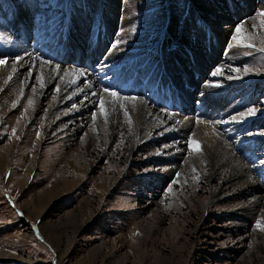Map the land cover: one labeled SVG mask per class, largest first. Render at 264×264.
<instances>
[{
	"label": "rangeland",
	"instance_id": "rangeland-1",
	"mask_svg": "<svg viewBox=\"0 0 264 264\" xmlns=\"http://www.w3.org/2000/svg\"><path fill=\"white\" fill-rule=\"evenodd\" d=\"M15 1H18V12H15V15L19 21L21 20L19 25L23 26L22 24L28 22L33 31H38L36 25L39 23L42 26L40 30L43 36L52 34L53 27L49 26L46 29L48 23L49 25H55L58 21L63 23L68 15L65 11L57 10V7L50 2V8L38 10L33 6V9L28 10V15L20 17L25 8V1L29 0ZM36 1L40 2V0ZM44 1V6H48L49 0ZM58 1L61 3V0ZM71 1L78 6V15L81 14L82 9L79 4H83L84 0ZM71 1L62 3L66 7ZM249 2L248 0H86L83 7L84 13L87 12L90 17L95 18L96 25L99 23L110 25V30L115 34L120 33V28L115 27L120 18V26L124 24L121 29L125 30L121 31V40L123 34L127 32L125 41L130 45L134 41L139 45H147L149 40L150 43L143 49L146 50L148 47L149 50L156 52V57L150 61L153 65H157L159 61L156 46L161 39L165 42L164 50L169 53L178 45L181 57H195L196 66L200 67V62L204 70L202 74V69H199L202 80L195 81L200 90L195 94L192 92V98L196 99V93H199L200 98L197 100L201 101L202 96L206 95L207 91H211L203 87L210 86L217 80L227 87L224 112L230 114L218 120H228L232 115L238 116L240 112L250 107L257 109L256 115L238 117L239 122H231L233 124L231 127H226L230 123L228 122L221 123L219 128H215L212 120L209 119L221 110V106L219 102L210 100L207 110L212 115L208 116L207 113L202 112L208 120L206 123L199 121L210 130L212 128L215 133L211 130L212 134L209 135L206 129L204 133L206 137L216 138L220 147H223L221 149L225 148L223 158L216 164L212 163L211 151L205 149L206 144L202 146L199 143L194 130L180 132L181 139L182 137L186 139L184 144H180L181 139L177 135L174 137L169 134L176 125H180L174 119L176 114L173 115L154 103L147 91L137 98L146 101L147 109H154V115L158 120L163 122L165 116L172 120L170 123L164 122L158 130L153 128L150 132L152 141L155 142L160 136L158 133L161 129L169 130L162 134L166 137L158 141L154 149L144 148L146 141L137 143L134 135L126 130L111 136L110 130L113 131L116 124V129L120 127L118 122L124 125L126 121L131 120L132 123L130 115L125 117V110L114 112L119 116V120L114 123L108 112L107 118L101 115L98 123H93L90 119L88 121L90 114L96 112L95 108L79 118L70 116L72 105H77L87 98L84 96L73 100L72 96L76 90L90 85L93 88L91 94L101 90L102 81H106L102 79V70L96 73L81 67L82 62L83 66L85 65L84 59L79 62L78 67L90 74L86 76L87 80H82L80 84L71 83V79L70 81L66 79L65 71L60 72L63 80L69 82L72 89L62 90V85L57 83L52 89L47 87L41 89L36 76L41 75L46 83L45 74L32 73L29 76V69L26 68L25 71L24 69L18 71L16 67L15 72L4 76V81L18 82L20 91L12 95L15 107H10L12 105L10 102L6 107L1 106L0 103V264H264V165L260 162L264 160V136L259 134L264 131V114H262L264 113V53L258 50L264 46L261 45L264 28L260 27L261 17L256 15L257 12L264 11V0L256 4L253 11L247 12V6L252 5L251 0ZM35 5L37 6V3ZM14 10L15 3L1 0L0 21L7 15H13ZM41 10L46 11L43 13ZM35 11H37L35 15L31 14ZM122 12L128 15L122 14L120 17ZM116 16L118 19L114 21L115 25L109 24L108 18L114 19ZM12 22L8 21L9 26ZM202 24L213 29L212 31L209 28L211 35L216 34L211 41L217 46L211 45L212 52L207 49L208 38L203 34ZM254 24L255 28L252 27ZM236 25L243 26L239 37L243 42L241 44L231 40ZM20 26H17L18 33L24 35L26 32L30 37L26 42L19 38V34L15 36L14 26L8 28L0 22V43L6 38V44L0 52H11L12 47L16 46L11 40V36H14L18 37L20 43L23 42L29 50L40 49L39 53L47 56L55 53L54 50L43 53L42 41L35 36H29V30L19 31ZM167 27L169 33L166 32ZM58 28L59 25H56L54 30ZM133 28L136 29L135 32L132 31ZM102 29L103 27L100 28ZM128 29L131 32L126 31ZM73 31L68 36L76 39L74 34L76 30ZM55 35L56 33L49 37L54 40L52 37ZM131 35L133 38H129ZM154 35L157 38L152 44L151 37ZM248 36L254 38L256 48L244 47V44L248 43ZM217 37H220L219 41ZM32 38L34 43L29 44ZM222 38L224 41L220 42ZM57 40L61 45L62 38ZM37 42H40L41 46ZM88 42L94 43L96 39H88L86 43ZM108 44L111 45L112 42ZM103 45L98 49L106 47L107 50L108 46ZM134 47L135 56L149 57L141 56L138 47L136 45ZM95 48V44L91 43L82 50L86 54L94 52L97 55ZM204 49L210 54L213 53L215 59L223 65L216 63L213 66L212 58L208 60L209 63L205 58L199 59V57H207V53H203ZM57 58L61 60L62 56L57 55ZM133 58L125 56L119 59L122 77L125 73H130L128 65ZM107 59L112 57L108 56ZM52 62L51 68L60 64L66 71L77 67L73 64L65 65L60 61ZM9 63L12 64L11 60ZM86 63H89L90 65L86 66L91 68L92 63L89 60H86ZM245 64L250 66L252 71L242 75L241 79H226V76L231 74V67H240L242 73ZM217 66H223L224 75L221 77L211 76V72ZM106 67H109V63ZM167 68L174 69V64L167 63ZM109 69L119 76L120 69L117 71L113 66ZM111 72L108 71V75ZM193 77L194 72L191 73V78ZM124 78L129 79V76ZM204 79L209 83L206 84ZM236 81L239 83L230 88V84ZM247 81H251L249 88L246 87ZM57 85L60 89L58 92L55 91ZM33 87L36 88L35 93L32 91ZM5 88L7 89L4 85H0V99ZM54 95L55 100L52 99ZM30 97L33 104L27 109L25 107ZM57 100L62 102L61 107L53 106ZM66 101L73 103L67 105ZM118 102L128 103V100ZM235 104H238L239 108H234ZM186 106L189 107L187 104ZM22 109H24L23 113ZM54 109L55 115L49 116ZM28 111L29 117L26 116ZM190 111L191 109L188 108L177 114L190 117L193 122H197V113L189 114ZM53 117L56 125L52 126L53 130L49 132L48 123L54 119ZM11 118H14L13 124L7 123ZM33 120L38 123L37 127H30L29 123ZM104 120H107V125L102 126L105 133L101 134L103 131L100 129V124ZM150 121L159 123L156 119ZM207 122H210L208 124H211V128L206 125ZM247 123L249 126L245 129ZM110 125L113 127L111 126L109 130L107 126ZM87 128L95 130V142L91 149L78 150L77 155L81 156V162H77V151L70 150L77 149V143L86 138ZM12 129H16L15 134ZM244 129L247 133H253L251 139L248 137L249 142H247L248 138H243L246 136ZM29 130H32L31 133ZM236 133L238 137H235ZM104 134H108L109 137H105ZM190 138L198 141L199 151L188 150L187 142ZM5 147L8 149L6 150ZM205 152L207 158L203 156ZM70 156L76 159V166L85 172L79 179H76V174L70 175L65 171V161L73 160ZM233 168L242 173L246 171L245 177L251 190L244 186L248 189L247 192L240 191L243 187L240 181L245 178L244 176L240 181L228 182V174ZM169 169L170 172L167 174ZM224 170L227 173H224ZM103 182H107V185L102 186ZM252 186H256L257 189H252ZM257 221L262 227H257Z\"/></svg>",
	"mask_w": 264,
	"mask_h": 264
},
{
	"label": "bare ground",
	"instance_id": "bare-ground-1",
	"mask_svg": "<svg viewBox=\"0 0 264 264\" xmlns=\"http://www.w3.org/2000/svg\"><path fill=\"white\" fill-rule=\"evenodd\" d=\"M57 4H59L58 6L60 7V8H67L66 10H70L71 8H72V3L70 2V4H67V6L65 7L64 5H63V3H60L58 0H54ZM32 9H33V7H32ZM35 10H37L36 8H35ZM33 11V10H32ZM37 13V11H35V12H32L31 14H33V15H35ZM124 16V15H123ZM25 17V16H24ZM122 17V16H121ZM16 20V24H15V26H14V30H16L17 29V26L19 27L20 25V21H19V19H17V17H14ZM27 18V17H26ZM29 18V17H28ZM38 18V17H37ZM40 20V19H39ZM66 23H69V24H66ZM67 27H68V30H66V31H62V32H60V34H59V37H63L64 36V39H63V41H65V44H67V45H70V42L72 41L70 38H69V36H68V33L70 32V31H73V30H76V32H75V34H77L78 36H80V35H82L81 33H80V30H78V29H80V26L78 25V24H76L75 22H69V21H65V23H64ZM75 24V25H74ZM27 25H28V22H27ZM46 25V24H45ZM57 24H55L54 26H53V30H54V27L56 26ZM74 25V26H73ZM124 25V24H123ZM123 25H121L120 27H122ZM37 26V28H38V31H33V29L28 25V28L27 29H25V30H29V36H35L36 38H38L40 41H42V44H43V51L44 52H46V51H49V49H53V48H55L56 47V39L54 38V40H52L51 39V37H49V36H51L52 34H55V30H54V33H52L51 35H45V36H43V32H41V28H42V26L41 25H39V23L36 25ZM74 28H78V29H74ZM207 29V28H206ZM13 30V31H14ZM94 31H95V34L93 35V36H89L88 37V39L89 40H94V39H96V35H97V32H98V28H95L94 29ZM203 34L204 35H207L208 33L206 32V31H204L203 32ZM216 34H213V35H211L210 36V39L211 40H213L215 37ZM12 37V36H11ZM54 37V36H53ZM52 37V38H53ZM19 38H22V37H19ZM18 37L15 39L16 40V42H17V44H16V46H13L12 47V49H11V52L10 53H19V51H20V53H23L24 51H27V52H32V51H34V50H31L32 48H30V50L29 49H27V47L23 44V42H21L20 43V39H19ZM30 37H28V33H27V35H26V37H24V39L26 40V39H29ZM94 38V39H93ZM23 39V38H22ZM87 39V40H88ZM217 39H218V41H219V39H220V37H217ZM87 40L86 41H84L85 43L87 42ZM216 41V40H215ZM224 41V39L222 38L221 40H220V42H223ZM79 43H81L82 45H84L85 43L84 42H82V41H78ZM38 44H40V42H37ZM37 43H35V45H37ZM105 46H108V48H107V52H108V56H111L112 58H114L115 56H116V52L117 51H114V52H111V53H109V47H110V44H108V42H106L105 41V44H104ZM34 46V45H33ZM40 46H41V44H40ZM70 47H72V46H70ZM68 48L67 49V51H66V53H69V52H71L72 51V49L71 48ZM47 48V49H46ZM58 48H59V46H58ZM58 54H60L61 53V51H59L58 49H57V51H56ZM107 54V53H106ZM107 56V57H108ZM162 57H167L166 55H163ZM52 58H55V60L57 61V55H55V53H53L52 54V56H51V59ZM176 58H179V57H176ZM64 59V58H63ZM55 60H53V61H55ZM58 61H60L61 63H64V61L61 59V60H58ZM82 61V60H81ZM75 63H78V65H80V63L79 62H75ZM135 64V65H138L139 66V68L141 69L140 70V76L141 75H143L142 74V70H143V68L146 66V64H144L143 63V61H139V60H137V59H135V58H133L131 61H130V63L129 64ZM167 63H169V64H174L172 61H169V62H165V66L167 67ZM53 65V63L51 64V66ZM129 66V65H128ZM25 68L26 69H29L28 71H30L31 70V73H34V74H36V73H43V74H45V76L47 77V82L45 83V87H47L48 89H52V87L55 85V83H57V84H61L62 85V90L65 88V89H69V88H73V87H71V84L69 83V82H66L65 80H63V79H60V77H61V75H60V72H59V75H57V71H56V69H55V66H53V68H51L50 67V65H44V67H43V69H41V67H40V63H39V60H35V61H33V60H31V59H29L27 56H25L24 57V60L23 61H20V62H18L17 63V69H18V71H22L23 69V71H25ZM195 67H193V69H194ZM91 70V69H90ZM202 70H203V68H202ZM13 73V71H12V64H10L9 63V61L8 62H6V64L5 65H3V66H1L0 67V85H4L5 87H7V89L5 88V90H4V93H3V95H2V97H1V99H0V103H1V106H3V107H6V106H9V102L10 103H12V105H10V107H12L14 104H13V102H12V100H13V94L14 93H19V91H20V87H19V83L18 82H14V83H10L9 81H4L3 80V78H4V76H7V75H11ZM86 73H87V75L86 76H88L89 74H90V72H88V71H86ZM146 73H149V72H146ZM126 74V73H125ZM119 75H123L122 74V71H121V69H120V72H119ZM81 77V78H75L76 79V83H78V84H80V82L82 81V80H87V77ZM118 76V75H117ZM126 76V75H125ZM65 77H66V79L68 80V81H70L69 79H71V80H73L74 79V77H73V75H72V73H71V71H70V69L69 70H67V74H65ZM139 78V76H137L136 77V79H138ZM145 78H148V75L145 77ZM59 79V81H57ZM112 84H114V85H116L117 84V82L116 81H114ZM119 84H121V86H123L122 88H119V90H120V92L121 91H123L125 94L126 93H131V94H133V96L135 95V91L136 90H134V87L133 86H130V85H126L124 82H123V79L121 78L120 79V82H119ZM191 86H192V84H191ZM205 89V88H204ZM41 90V89H40ZM93 91V88L90 86V85H87L86 87H83V88H81V89H79V90H76L74 93H73V96H72V99L73 100H77V99H80V98H84V96L85 97H87V98H84V100H81V102L79 103H77V105H76V107L75 108H73L72 107V109H71V111H70V116H73V117H75V118H79L81 115H86L91 109H96V113H97V116H96V119H95V121H93L92 120V116H91V114H90V116H89V118H88V121H89V119H90V121H93V123H98V122H100L99 120H100V117H101V114L99 113V108H98V97L97 96H93V93H91L90 94V92H92ZM101 90H98L97 92H94V93H99ZM210 93H215V92H210ZM172 97H174L175 99L176 98H178L179 97V94H178V91L177 90H174L173 91V94H172ZM209 97V96H208ZM211 99H216L217 101L220 99V101H219V103L221 104V109H222V111L224 112L225 110H226V102H225V97H224V95L222 94V96H221V98H220V94L219 93H216L215 95L213 94V96H212V98ZM63 101V100H62ZM25 103H27V100H25ZM66 103H68L67 105H71L73 102H69V101H66ZM122 103H124V102H122ZM204 103H205V105L201 108L202 109V111H205L206 110V104L208 103V98H205V101H204ZM216 103V102H215ZM62 102L60 101V100H57V103L56 104H53V106H56V108H58V107H61L62 105ZM125 104V109H121L120 108V104H119V102L118 101H113L111 98H108V97H106V103H105V107H106V110H107V112H108V115L109 116H111L112 117V122L114 123V122H116V121H118L119 120V116L116 114V113H114L115 111H119V112H122V111H124V110H127L128 111V114L132 117V123H129L128 121H126L125 122V124L124 125H122L121 124V122H118V125H120V127H118L117 129H116V126H117V124H116V126H115V128L113 129V131L112 130H110V127L112 126V125H110V126H107L108 128H109V130L111 131V136L113 135V134H115V133H119L120 131H122V130H126V131H128L131 135H134V137L137 139V143H138V141L140 142V141H146L145 142V144L143 145V147L144 148H150V149H154V146L158 143V141H160L161 139H163L164 137H166V135H162V134H165V133H167V132H169V130H164V129H161V132L160 133H158V135H160V136H158V138L157 139H155L156 141L155 142H153L152 140V138H151V136H150V132H152V129L154 128L155 130L157 129H159L160 127H161V125L162 124H164V122H168V123H170V122H172V120H171V118L170 117H167V116H165V118L163 119L164 121L162 122V121H160V120H158L157 119V117L154 115V113H155V111H154V109L152 108V109H147V103H146V101L145 100H143V99H139V98H137V99H135V100H132V99H129L128 100V103H124ZM213 104V103H212ZM66 105V104H65ZM52 106V107H53ZM211 106V105H210ZM28 107H29V105L27 104V106L25 107V108H27L28 109ZM214 107V106H213ZM218 107H220V106H218ZM55 108V109H56ZM234 108H239V105L238 104H235V106H234ZM54 109V111L53 112H51L50 114H49V116L51 115V117L52 116H54L55 115V110ZM162 111V110H161ZM22 113L24 112V109H22V111H21ZM218 113V112H217ZM224 113H226V112H224ZM214 114H216V113H214ZM213 114V115H214ZM226 114H230V113H226ZM26 116L27 117H29V111L26 113ZM66 116H67V112H66ZM209 116V115H208ZM31 117V116H30ZM87 117V116H86ZM225 117V116H224ZM54 119L53 120H50L49 121V132H51L52 130H53V128H52V126H54V125H56L55 123H56V121H55V117H53ZM34 119V118H33ZM150 119H156L157 120V122H159V123H154V121L153 122H151L150 121ZM175 121H177V123L178 124H180V125H176L175 126V128L169 133L171 136H174V135H177L178 136V138L179 139H181V135H180V132L181 131H183L184 133H186V132H188L190 129H192V131L194 130V135H196V137L198 136V138H199V143L203 146L204 144H206V146H205V149H207V150H210L211 151V153H212V163H214V164H216L217 162L219 163V161L223 158V156H224V153H225V148L224 149H221V148H223L222 146L220 147V144H219V142L217 143V139L216 138H214V139H212L211 137L210 138H207L206 137V135L204 134L205 133V130L207 129V131H208V133H209V135L210 134H212V132H210L211 130L209 129V128H207L202 122H200V123H197V122H193V120L190 118V117H187V116H181V115H178V114H176V116H175ZM214 120L216 119V117L214 116V118H213ZM12 120H14V118H11L10 120H7L8 122L7 123H12ZM16 120H18V119H16ZM78 120V119H77ZM80 121V120H79ZM201 121V120H200ZM22 122V121H21ZM30 122V121H29ZM162 122V123H161ZM6 123V122H5ZM28 123V122H27ZM13 124V123H12ZM31 124V125H30ZM29 125H30V127H34V126H38V123L35 121V120H33L31 123H29ZM98 125V124H97ZM106 126L107 125V120H104L103 121V123L102 124H100V129L102 130V126ZM154 125V126H153ZM26 126V124L24 125V127ZM28 126V125H27ZM80 126V125H79ZM103 126V127H104ZM29 127V126H28ZM113 127V126H112ZM248 128V126H246L245 127V129H247ZM78 129H79V127H78ZM30 132L29 133H31V131L32 130H29ZM54 131H55V129H54ZM103 132L101 133V134H103V133H105V130H102ZM87 136H86V138H84V140H85V143H84V140L83 141H80V142H78L77 143V145H78V147H77V149H72V150H70L71 152L72 151H77L76 152V161L77 162H81L80 161V158H81V156L79 157V155H77V153H78V150L80 149V148H83V149H87V148H89V149H91L93 146V143L95 142V138H96V136H95V130L94 129H88L87 128ZM121 133V132H120ZM119 133V134H120ZM191 133V132H190ZM54 134H56V133H54ZM86 134V133H85ZM182 134V133H181ZM105 135V137L106 136H108V134H104ZM187 136V135H186ZM85 137V136H84ZM103 137V136H102ZM109 137V136H108ZM115 137V136H114ZM175 137V136H174ZM186 138V137H185ZM103 139H105L104 137H103ZM108 139V138H107ZM249 139V138H248ZM110 140V139H109ZM186 139H184L183 137H182V139L180 140V144L182 143V144H184V141H185ZM112 141V140H111ZM108 142V141H107ZM84 143V144H83ZM6 148V147H5ZM8 148H6V150H7ZM82 149V150H83ZM131 153V152H130ZM67 154V153H66ZM69 154V153H68ZM84 155V154H83ZM203 156L205 157V158H207L208 156H207V153L205 152L204 154H203ZM70 158L71 159H73V157L72 156H70ZM69 158V159H70ZM84 159V158H83ZM75 160L73 159V160H71V161H74V163L73 162H71V161H65V171L68 173V174H73L74 176H75V174H76V179H79L80 177H82L83 175H84V171H82L81 169H80V167H78V166H76V163H75ZM85 160V159H84ZM116 166V165H115ZM115 166H114V168H115ZM214 167H216V165H214ZM212 168L213 170L215 169V168ZM170 172V169L167 171V174ZM224 173H227V171H225L224 170ZM245 173H246V171L244 170V172L242 173V172H240V171H237L236 169H234L233 168V170L230 172V174H228L229 175V177H228V182L230 181V180H241L242 178H243V176L245 177ZM65 174V173H64ZM83 174V175H82ZM166 174V176H168ZM240 182H242V190H240L242 193H246L247 192V190L249 189V190H251V188L249 187V183H248V181L246 180V177L242 180V181H240ZM97 183V182H96ZM103 185H107V182H103V184H102V186ZM248 187V189L247 188H245V187ZM105 188V187H104ZM252 189H257V187L256 186H252ZM250 204H251V202H250Z\"/></svg>",
	"mask_w": 264,
	"mask_h": 264
},
{
	"label": "snow or ice",
	"instance_id": "snow-or-ice-1",
	"mask_svg": "<svg viewBox=\"0 0 264 264\" xmlns=\"http://www.w3.org/2000/svg\"><path fill=\"white\" fill-rule=\"evenodd\" d=\"M258 17H261L260 20V27L264 28V11L261 12H257L256 14ZM253 28L256 27V25L254 24L252 26ZM120 31H123V29H120ZM133 32L136 31L135 28L132 29ZM243 31V26L242 25H236L234 28V32L231 34V40L232 41H236L237 44H241L243 43L242 41H240L239 37L241 32ZM248 39V43L244 44V47L248 48V49H254L257 47V45L253 42L254 38L251 36L247 37ZM126 41L124 40H115L113 41V43L110 45L109 47V53L114 52V51H118L119 48L118 46L121 44H125ZM261 45H264V37H261ZM260 52L264 53V46H261L258 49ZM27 56L29 59L35 61V60H39L40 63V67L41 69H43L44 65H51L53 62L51 60H48L47 58H45L43 56L42 53L33 51V52H27L24 51L23 53H4V52H0V66L5 65L6 62H8L9 60H11L12 62V71L15 72L16 71V67H17V63L20 61L24 60V57ZM98 66L101 70H103V75H102V79L103 80H108L109 83L108 84H103L101 86V91L99 93H93V96H97L98 97V108H99V113L103 116H105V118H107V110L105 107V103H106V97L111 98L113 101H126L129 99L135 100L137 99V96H133V95H128V94H124L121 93L119 88L112 84V80L115 79V76L113 77H109L108 76V71L109 69L106 67V61L103 60V58L98 62ZM55 69L57 71V75H59V72L61 71H65V74H67V71L62 69L60 64H56L55 65ZM74 79L71 81V83L75 84L76 83V79L75 78H81V77H85L87 75L86 71L79 68V67H73L70 69ZM250 71H252V69L250 68V66H248L247 64L243 65L242 68V73H241V68L237 67V66H233L231 67V74H228L226 76L227 80H233V79H241L242 75H246L248 74ZM31 71H29V76H31ZM224 75L223 72V66H217L212 72H211V76L213 77H221ZM9 79H11V77H9ZM60 79H63V77L61 76ZM36 80L39 84V87L41 89H43L45 87V82H44V78L41 75H37L36 76ZM205 83H209L208 81H205ZM214 86L219 87L221 86V83L219 80L214 82ZM59 85H57L55 91H59ZM33 93L36 92V88L33 87L32 88ZM21 95H23V89H21ZM52 99H56V96L54 95L52 97ZM202 101H197V103H201ZM33 104V100L30 97L28 99V105L31 106ZM15 107V104L13 105ZM120 108L121 109H125V104L124 103H120ZM73 108L76 107L75 104L72 105ZM27 110V109H25ZM257 114V109L255 107H250L247 108L246 111L244 112H240L237 115H232L228 118V120H215V121H211L214 124H221V123H228V122H239L238 117H251ZM264 114V113H262ZM124 115L125 117H127L128 111L125 110L124 111ZM92 116V120L95 121L97 113L95 111H93L91 113ZM129 123H131V120H129ZM197 123H200L199 119H197ZM13 134H15L16 129H12ZM249 136H252L253 133L249 132L247 133ZM261 136H264V131H261L259 133ZM37 136H39V133H37ZM187 147L189 151H199V147H198V141L194 138H190L187 142ZM262 165H264V160L260 161ZM257 227L260 228L262 227L261 223L259 221H257ZM38 234V232H37Z\"/></svg>",
	"mask_w": 264,
	"mask_h": 264
}]
</instances>
